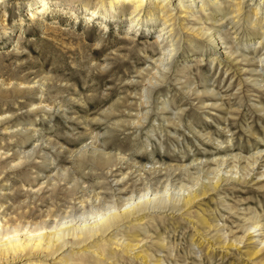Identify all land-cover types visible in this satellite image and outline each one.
Masks as SVG:
<instances>
[{
	"label": "rangeland",
	"instance_id": "374dc122",
	"mask_svg": "<svg viewBox=\"0 0 264 264\" xmlns=\"http://www.w3.org/2000/svg\"><path fill=\"white\" fill-rule=\"evenodd\" d=\"M51 1L42 18L29 20L24 13L36 6L38 0H9L5 4V28L0 26V74L12 81L4 94L8 98L0 97V111L10 113L7 125L17 124L15 132L0 133V146L8 149L12 154L9 158L13 159L19 156L16 149L23 150L19 166H7L0 179L6 185L3 192L9 195L6 204L19 203L24 196L17 192L41 181H46L44 190H55L44 204L52 206L58 214L66 205L65 194L72 186L74 197L100 191L101 205L105 206L111 196L124 195L135 185L137 193L148 167H156V173L147 178L148 185L153 190L167 188L169 193L179 183L189 185L196 179L209 182L221 166L223 171L240 170L237 173L241 178L237 175L233 180H220L214 190L199 194L186 206L168 209L161 214L163 217L152 212L137 216L147 223L142 227L146 232L126 223L122 232L134 235L132 238L142 237L143 241L135 251H130L135 257L117 258V264H145L143 254H150L151 262L161 264H264V243L259 241L264 240V174L258 176L264 172V156L256 162L246 178L248 181L242 178L251 162L245 157L264 148V142H260L264 141V109L259 110L264 108V88L258 89L251 80L252 73L260 72V65L255 64V71H251L245 62L234 60L224 76L222 65L209 64L210 56L220 49L215 50L208 43L203 50L183 45L178 63L186 65L190 75L201 71L206 74L213 69L221 75L209 72L211 76L206 81L200 78L192 81L173 69L166 81L151 85L146 76L152 71L143 80L137 71L143 74L151 67L148 55L158 49L150 51L145 46L154 40L155 33L130 31L129 37L139 41L137 47H132L126 45L128 22L121 14L88 20V14L80 9L82 2H72L74 8L79 7L75 14L68 8L67 14H59L62 12L59 7L70 6V0ZM241 31V42L249 43L251 38L253 43L257 37L247 35L244 25ZM253 47L255 44L243 51L250 57ZM199 54L202 59L196 63L194 56ZM15 79L22 86L15 88ZM36 80L46 86L44 98L52 97L55 103L45 115L29 111L38 100V93L29 91L27 82L32 84ZM143 89L148 104L143 103L145 99L140 95ZM162 99L166 100V110L161 111ZM136 111L138 115L146 112L140 125L131 124ZM177 115L179 122L175 119ZM31 122L38 131L33 138ZM227 153L240 157L233 158ZM105 155L111 157L107 167L97 163ZM221 155L228 157V165L217 169L215 159ZM163 167L169 171L165 172ZM125 171L130 173V179L137 177V180L133 183L125 177L123 181L128 185L124 190L123 182L115 183L114 178ZM35 215H31L32 219ZM253 221L261 228L253 229ZM66 254L67 250L60 253Z\"/></svg>",
	"mask_w": 264,
	"mask_h": 264
},
{
	"label": "bare ground",
	"instance_id": "6f19581e",
	"mask_svg": "<svg viewBox=\"0 0 264 264\" xmlns=\"http://www.w3.org/2000/svg\"><path fill=\"white\" fill-rule=\"evenodd\" d=\"M8 1L9 0H0V9H2L0 26H2L3 29L5 28L4 21L7 16L5 4H7ZM74 1L82 2L83 5L80 9L88 14V20H91L90 18L97 19L98 17L106 19L110 17L109 14L111 13L121 14L120 17H123L124 20L128 22L127 30L125 31V36H128V39L124 38L127 40L126 45L137 47L139 44L138 40L129 37L128 33H130V31L135 34L139 30H144V32L147 33H155L154 40L149 45L145 46L152 49L150 51L156 50V48L158 49V52L150 56L148 55L152 61L151 67H149V70H145L143 74L141 70L137 71L141 80L152 71L150 75L146 76L148 79L145 77L149 81V84L152 83L151 85L166 81L171 72H173V69L183 74L184 79H191L192 81L196 78L206 81L207 78L211 76L209 72H213L212 74L216 76H218V74L220 76L221 73H223L225 76L230 70V64L234 63V60H238L239 63L245 62V65L248 64L251 71H255V67H257L254 66L255 64L260 65V72L258 74L252 73L251 76H253V78L251 80L258 89L264 88V0H70V6L59 7L62 11L59 14H67V8L73 10V14H75V11H78L79 7H73L74 3L72 2ZM51 3V0H38L36 6L25 11V17L29 20L42 18V15L46 13ZM89 4H91V7H89ZM113 17H115V15ZM120 17L117 16L115 19L119 20ZM206 20H209L208 24ZM243 25L247 35H257L253 43L250 42L251 38L249 39V43L246 41L241 42L242 36L240 32L243 30ZM103 28H105V24ZM17 43L18 39L16 40V45ZM206 43L212 45L215 50L220 49V51H215L210 56L209 64L211 66L222 65L223 72H216L213 69L214 71L211 70L206 74L205 71H201L194 76L190 75L186 65H179L178 63L180 57L179 49L185 45L196 49L200 47L201 50H203V46L205 47ZM251 44H255V47L250 51L251 55L249 57V54L243 51V49L249 47ZM200 59H202L201 54L194 56L196 63H199ZM195 68L198 69L199 67L197 66ZM174 76H177V74H174ZM230 77L232 78V76L229 75L228 78ZM174 78L179 79V76ZM258 78L260 80H258ZM10 79H4L0 74V97L6 93L7 87L12 84ZM152 79L153 82H150ZM42 82H37V80L33 81L32 84L27 82L29 91L36 90L38 93V100L31 104L32 106L29 108V111L32 113L41 112V114L45 115L55 107V103L52 97H49V100L44 98L46 86ZM15 83L16 84H13L15 88L21 85L20 81L16 80ZM141 92V97L145 99L144 102L143 100L142 102L148 104L146 100L148 97L146 90L143 89ZM4 96L6 97L7 95ZM8 96L6 98H8ZM198 100L200 101V99ZM142 102H140V104ZM161 103L163 107L159 109H161V111L166 110L164 109L166 108V100L162 99ZM57 106L60 108L61 104ZM263 109L262 107L259 110ZM138 113L139 112L136 111V116L134 118L133 116L131 117L133 118L131 124L140 125V120L146 117V112L140 115H138ZM9 114L8 112L0 111L1 134L13 133V131H16L14 126L17 124L14 126L10 124L7 125L9 121L8 118H10ZM175 119H178L177 121L179 122V115H177ZM29 124L31 130L30 136L33 138L38 131L34 126V122ZM223 142H225V140ZM260 142H264L263 139H261ZM228 143L230 146L232 145L230 137L228 138ZM150 151L149 153H152ZM16 153L19 154L17 159L16 157L14 159L9 158L12 154L8 152V149L0 146V179H2L7 166L12 167L15 164L18 165L21 161L23 150L20 151L16 149ZM226 155H232L231 157L233 158L240 157V154L227 153ZM224 156L221 155L217 159L214 158L219 165L215 166L216 168L224 164L228 165V163H226L228 157ZM263 156L264 148H259L253 152L251 151L249 157H245L246 161L250 159L251 162H248L250 168L243 172V180L249 176L256 162ZM102 157L103 158L97 160V163L100 166L107 167L111 161V157L109 155ZM195 159L196 158L192 159V163ZM24 160H26V158ZM179 166L176 169L181 168ZM221 167L220 169L217 168L219 171H216L217 174L214 175V178L208 179L210 180L209 182L202 183L200 179H196V181L191 182L189 185L179 183L176 187L173 186V190L170 193L167 188L161 191L158 188L153 190L150 184L148 185L149 181L147 178L154 174L156 170V167H148V174L144 176L141 172V176H144V179H140L141 187L138 188L137 193L134 192V190L137 189V185L134 184L135 186L127 190L128 192L124 195L119 193L114 196L115 198L111 196V199L106 201L105 206L101 205V202H103L101 198L103 197L100 195V191L92 195L86 196V194H82L79 197H74L75 191L72 186L70 189H67L68 191H66L65 197H67L68 200H66V205H64L63 209L61 208L62 210L58 214H56V210L52 206L44 204L46 199L52 198L51 196L55 194L54 189L47 188L49 190H44L43 184L46 183V181H41V183L37 182L35 185L29 184L25 189H21L17 194L24 196V199L13 205L12 203L10 205L6 204L7 202L5 200L8 199L9 195L7 196V194L3 192V188L6 185L4 186V183L1 182L0 264H117V258L120 260L125 257L133 258L136 254L132 255L131 252L134 248L142 245L143 238H132L134 235L130 236L129 234L123 233L121 227L126 226V223L128 225L131 224L132 227L135 226L134 228L137 229L138 227H145L144 225L147 224L145 220L141 217H137L144 214V212H152L160 217V215H164L168 209L177 208L179 205L186 206L192 203L199 194H205L207 191L214 190L216 186H218V182L222 180L226 181L227 179L233 180L240 175L237 173L240 170L232 172L230 169H226V171L224 169V172L221 170ZM225 167L226 166H224V168ZM144 168L146 167L144 166ZM229 168L234 167L231 166ZM164 169L165 172L169 171L167 168L163 167V170ZM182 169L184 170L185 168ZM263 174L264 172L260 173L258 176H263ZM120 175V177L117 178L116 176V178H114V182H123V188L125 190L127 188L126 184L128 185V183L127 181H123V179L125 177L130 179V173L125 171L120 172ZM145 179H147V181ZM136 180L137 177L135 180L131 178L130 182L132 181L135 183ZM174 187L176 188L175 191ZM77 199L78 201H76ZM30 203H34L33 206L31 205L30 207ZM76 211L79 212L78 216L74 215ZM33 214H36L34 219L31 217ZM133 220L136 222L132 223ZM204 222L203 220V223ZM251 224L253 229H258L260 227V224L256 221H253V223L251 222ZM115 230H117V232ZM142 230L144 232L147 231L143 228ZM114 231L116 233L112 235ZM111 232V236L107 237ZM128 233L130 232L128 231ZM259 241L261 244L264 243L262 239ZM63 250H67V254L61 256L60 253ZM141 253L142 252H140V254ZM149 255H142L145 264H161L159 262H151L152 257Z\"/></svg>",
	"mask_w": 264,
	"mask_h": 264
}]
</instances>
